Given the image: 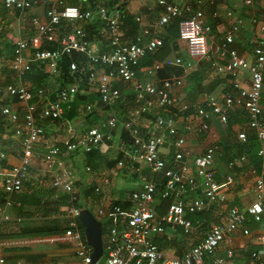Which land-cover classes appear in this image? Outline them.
I'll use <instances>...</instances> for the list:
<instances>
[{"label": "built area", "instance_id": "built-area-1", "mask_svg": "<svg viewBox=\"0 0 264 264\" xmlns=\"http://www.w3.org/2000/svg\"><path fill=\"white\" fill-rule=\"evenodd\" d=\"M4 9L10 11L30 10L36 0H0ZM162 11L157 20L149 28L142 30V37L136 43H125L119 29L120 12L115 9L108 11L103 7L98 10L100 19L104 22V28L108 34L109 52H100L91 46L85 32L81 28L73 30L62 36L59 47L55 50H41L39 43L42 40L56 41L55 28L60 21L67 22L86 21L92 17L90 11H81L75 6H65L57 11L49 9L46 12L47 21L39 22L33 19L35 37L32 43L20 41L14 50L12 69L17 72L20 79L30 70L28 64H24L23 52L30 44H34L36 51L30 62L46 64L55 72L58 61L63 58H71L73 53L82 54L90 66L88 81L96 84L100 100L105 105L116 102L122 95L116 82L129 84L135 97L137 108L135 115H150L158 107L166 110L167 117L154 116L156 130L168 133L173 138V159L167 161L160 157V149L165 144L163 136L145 138L139 126L134 120L124 123V129L128 131L132 144L123 151V154L133 161L144 162L152 175L161 173L164 183L161 189L153 179L142 177L144 189L130 196L131 206L128 212H123L121 207L114 206L111 218V226L108 235V243L105 247L106 257L102 264H233L235 257L231 249L232 235L239 234L244 237L251 235L248 221L259 224L264 223V105L262 104V91L264 86V10L252 18L251 23L257 25L259 36L250 43L253 58L246 60L241 57L233 44L241 28V22L233 21L229 24L225 34L219 40L211 36V26L205 21L204 0H195L194 4H174L169 0H154ZM214 3L213 0L209 2ZM219 17L217 11L212 18ZM224 18L232 20L233 13L227 10ZM173 19H181L179 24V39L188 47V54L197 61L208 63L219 75L232 78L229 93L217 96L204 94L202 104L190 106L181 104L179 99L171 94L173 87H181L187 73L193 68L192 62H184L180 57L164 59L152 65L149 73L169 67H178L182 70V76L165 78L161 81L162 88H158L155 82H142L137 78L134 67L145 56L154 54L163 46V40L158 36L165 26ZM136 22L140 23L137 18ZM76 63L71 62L70 69L76 70ZM246 71L250 76V86L244 88L237 80L240 72ZM78 92L77 85H70L59 91L56 100L45 97L43 90H32L22 84H7L0 86V96L6 95L16 98L24 104L22 116L16 110L4 107L1 115L14 128L13 138L18 139L20 154L18 162L13 167H4L0 164V223L10 222V210L15 203L13 197L22 194L24 182L32 164L35 145L44 135V129L38 121L45 119H61L64 111L71 110L72 98ZM236 107L242 108L247 113L246 127L254 132V136L260 144L257 156L260 158V173L256 180V199L245 210L238 206L228 205L226 194L233 183L231 174L227 175L223 183L216 181L213 170L214 155L217 146L208 147L205 152L195 159L197 167L196 175L189 176L188 168L183 163L185 152V138L178 136V118L185 120L184 130L195 131L196 134L209 130L211 117L218 118L221 124H226L228 113ZM40 108L36 116L37 109ZM87 112H92L90 105L86 106ZM191 111L190 114H187ZM193 122L196 125H193ZM118 125L116 117L92 126L83 132H78L68 120L62 121L64 138L61 144L51 145L43 155L45 173L51 179L52 187L68 194L71 205L68 207V224L64 232L65 241H72L76 245L80 264H95L91 255L87 252L77 229L79 209L73 190L75 175L70 171H64L62 175L53 170L55 158L63 153H90L98 149L105 141L111 139V130ZM193 126V127H192ZM246 130L238 133V139L242 144L247 143ZM6 155L0 153V161L5 160ZM245 162V157L231 159L227 166L233 170L240 163ZM119 167L122 163L118 164ZM89 171V169H87ZM103 184H108L107 177L103 178ZM202 195L189 197L197 191ZM95 192L102 193L101 187H96ZM161 200H169L166 211L159 215L156 205ZM214 204L225 205L224 220L220 223H209L208 229L203 232V237L198 243L187 250L181 258L172 257L159 250L153 241V236L163 233L164 226L180 228L185 234H199L202 222L196 220L194 224L189 216H201L208 212ZM16 206L20 207L18 202ZM101 215H105L100 211ZM125 218V228H121V219ZM260 248L253 250L247 256L249 264H264V229L259 238Z\"/></svg>", "mask_w": 264, "mask_h": 264}, {"label": "crops", "instance_id": "crops-1", "mask_svg": "<svg viewBox=\"0 0 264 264\" xmlns=\"http://www.w3.org/2000/svg\"><path fill=\"white\" fill-rule=\"evenodd\" d=\"M194 1L195 0H169L171 3L180 5H192ZM204 1L205 6L203 10L205 21L211 26V36L214 37V40L221 39L226 29L229 27V24L233 21L241 22V28L233 44V49L246 60H252L253 55L250 43L257 39L259 32L257 25H253L251 20L264 10V0H213L214 3L212 4L209 3L211 0ZM65 6H75L81 11L88 10L91 12L92 17L86 21H60L55 28L56 41L48 42L42 40L39 43V49L55 50L59 47L58 41L62 36L74 28H81L85 32L86 39L91 46H94L100 52H109L108 34L104 28V22L100 19L98 13L100 7L108 11L117 9L120 12L119 29L122 34V40L125 43L138 42V39L142 37V30L144 28H149V26L157 20L162 11V9L155 4L154 0H36V3L30 10L23 12L6 10L3 8L0 1V86L20 83L34 90L36 87L34 79H36V77L41 78L45 75L44 83H46V85L49 84L48 87H50L52 91H55L54 84L56 87V80L59 78V67H57L54 72L46 64L30 62L36 51L34 44H30L23 52L24 64L30 66V70L28 71L31 75H29L30 78L23 75L19 79L17 72L12 69V61L14 59V50L18 42L27 41L29 44L34 40L36 33L32 20L37 19L41 23L46 22V12L49 9L59 11ZM111 7H113V9ZM227 10L232 11L234 17L232 20L224 18V13ZM215 11L218 12L219 17L213 19L212 14ZM137 18L140 19V23L136 22ZM164 30L160 31L158 36L166 39L169 34L166 30L164 32ZM173 39L174 38L168 40L169 53L163 60L180 57L184 62H192L193 65L197 62L201 63L196 60L197 58L189 56L186 44L180 41L181 45L175 47ZM182 52L187 53L185 55L186 58H184L185 56H180ZM161 61L153 60L149 64H143L144 61L141 59L134 68L137 78L142 82H155L158 88H162L161 81L163 79L183 75L182 70L178 67L164 68L154 73H149L152 65ZM204 64H207L209 69H207V72L204 74H200L197 79L201 80L202 83L212 91V95L221 96L229 93L232 78L219 75L208 63ZM185 78L181 87H173L171 89V94L176 96L181 104H188L190 106L201 105L202 99L200 101L197 92H190L186 98L182 96L181 89L184 87ZM237 80L244 88L250 86V76L246 71L240 72ZM73 84L77 85L76 82L70 85ZM70 85H67V87ZM114 87L118 88L122 95L116 102L105 105L95 100L91 104L93 110L102 118L101 121L109 119L112 117L110 116L112 113H116L115 117L118 120V125L115 129L111 130V139L105 141L94 154H84L80 152L70 154L63 153L55 158L53 162V170L55 173L62 175L64 171H70L75 175L72 186L74 192H78V206L80 211V218L78 221L82 225V229H79L78 227L80 224L77 223V229L90 255H92L94 248L97 249V244H100L101 252L95 264H102L106 257L105 247L108 243L111 218L114 217L112 212V208L114 207L113 202L120 203L121 205L119 207H121L123 212H128L131 206L130 196L144 189L141 180L143 176L148 180L153 179L159 190L164 183V178L161 173L152 175L150 169L144 162L133 161L123 154V151L126 149V145L124 144L126 143V139L123 137V133L127 131L124 129V123L128 120H134L145 138L163 135L164 139H166V137L169 138V140H165V144L160 149V157L167 161H172L173 159V148L171 146L173 138L169 136L168 133L156 130L154 127L153 117L156 114L167 117L166 110L156 107L153 110V112L157 111L155 113L152 112L150 115L137 116L134 114L137 105L130 85L119 81L115 83ZM96 93L98 94L96 84L94 83H89V86L80 92L81 96L94 95ZM56 94L57 93L54 94L51 92L50 94H46V98L54 100ZM262 104L264 105V86L262 91ZM4 107L16 110L19 114H22L24 104L19 103L16 98L6 95L0 96V153H4L6 157L10 158L7 160L8 162H6L13 167L18 162L20 147L18 148V139L12 137V124L7 121V118L1 115V110ZM69 111H64L60 122L61 125L63 119L67 116L66 113ZM48 121L49 122H42L44 135L35 145L32 164L23 184L24 187L21 195L25 194L27 196L32 193L37 195L38 190L41 188H43V190L44 188H52V179L45 173L43 155L49 146L61 144V140L64 138V130H62V135L61 133L58 135L60 124L58 125L56 122L53 123L50 120ZM68 121L78 132H83L91 127L85 115L68 118ZM246 123V111L236 107L228 113V120L226 123L228 125V130L225 128L226 124H221L218 118L211 117L209 120V132L207 131L208 134L202 139L201 137L192 135V132H186L184 130L185 120L182 116L178 118V136H183L186 141L183 148L185 152L183 163L188 168L187 175L195 176L197 171L195 159L201 156L208 147L213 145L217 146L218 149L214 155L213 162L215 179L223 183L226 176L231 173L233 183L226 192L229 199L228 205L238 206L241 210H245L250 206L257 197L255 186L260 171V164H258L257 168L252 167L247 157L246 162L240 163L233 170H230L227 166L230 159L245 156L242 143L238 139V133L242 130H246L248 136H251L257 142V148L260 147L259 142L254 136V132L246 127ZM193 125L196 124L193 122ZM193 132L195 133V131ZM3 161L4 160L0 161V164ZM120 161L123 164L122 167L117 165ZM87 169H89V171H87ZM104 177L108 178V184L102 183ZM96 187H101L102 193H94L93 190ZM57 191L58 192L51 193L50 195H45L47 196L46 202L56 203L59 199V192H62L58 189ZM200 195L202 194L199 190L194 194H190L189 197ZM12 199L15 205L10 210L11 221L0 223V264H80V258L77 255L75 243L72 241H65L64 238V232L68 224L67 206L60 205V210L64 212L60 216H39L36 214L22 217L19 216V213L25 212L26 210L33 212V207L31 208V206L26 205L23 207L24 211H20L19 208L21 206H16L18 201L15 200V196ZM40 200V202L44 204V199ZM215 206H218V204H214L211 207ZM101 210L105 215L100 214ZM210 212L211 209L207 213ZM205 216V213L197 217L189 216V220L193 224L196 220L202 222L203 226L199 234H185L180 228L172 229L169 226H164L163 233L158 236H153L152 239L159 250L163 251L165 254L181 258L187 250L196 245L204 236L203 232L208 229V224L211 223L202 219L205 218ZM206 218H208V216ZM219 220L221 221V218H219ZM124 221L125 218L123 217L121 219V228H125ZM45 226L58 227L61 231L54 235L45 236L19 235L22 230L37 229ZM262 232L263 230L255 225V228L251 231V235L255 234V236L249 239L251 247L260 248L259 238ZM251 235L248 237L239 234L231 236V249L235 254L233 264H249L247 256L251 251L256 250V248L251 249V247L247 250L245 240L250 238Z\"/></svg>", "mask_w": 264, "mask_h": 264}, {"label": "trees", "instance_id": "trees-1", "mask_svg": "<svg viewBox=\"0 0 264 264\" xmlns=\"http://www.w3.org/2000/svg\"><path fill=\"white\" fill-rule=\"evenodd\" d=\"M109 5H110V3H109ZM111 8L113 9V7H111ZM180 22H181V19H173L165 26L164 29L169 34L168 38L165 39L164 37H162L163 46L159 50H157L154 54H150V55L146 56L144 59H142L144 61L143 64H149L153 60H158V61L163 60V58L169 53V47H168V42H169L168 40L169 39L174 38L173 42H174L175 47H177L178 45H181L180 39H179V24H180ZM165 30H164V32H165ZM164 32H163V34H164ZM71 62L76 63L77 67H76V70H74V71H72L70 69ZM57 67H59V78L56 80V89L54 87L55 91H52V89L50 87H48L49 84L46 85V83H44L45 75H43L41 78L36 77V79H34V84L36 86L34 88V91L38 90V89H42L45 97H46V94H50L51 92L54 94L57 93L56 97L54 99V100H56L60 90L66 88L67 85H70L74 82L79 81L82 85H80V87H78V92L72 98L71 110L66 113L67 118L65 117V119H63V120H66V119L68 120V118H73L74 116L85 115L91 127L95 126V125H99L102 122L101 121L102 118L97 115L95 110H93V106L91 104L95 100H97L98 102H101L100 97L98 96L97 93L94 95L90 94L88 96H81V94H80V92L83 91L84 88L88 87L89 83H91L88 81L89 65L86 62L85 57L80 53H73L71 59H69L67 57L61 58L57 63ZM29 75H30L29 72L24 74V76L27 78H30L31 75L30 76ZM87 105H90L92 107V112L86 111ZM39 111H40V108L37 109L36 116L39 113ZM190 113H191V111H189L187 114H190ZM20 116H22V114H20ZM61 119H45L43 122H45V121L49 122L48 120H50L53 123L56 122L59 125L61 122ZM38 123L42 127V121L39 120ZM11 133H12V137H13V135H14V128L13 127H12ZM123 137L126 139V143H124V144L128 148L132 144L131 137H129L127 131H125V133H123ZM257 147H258L257 142L251 136L247 135V143L242 144V148L244 149L243 153L245 156H241V157H245V162H246V157H247L249 164H251L252 167H254V168H257L258 164H260V162H261L260 158L257 156V152L259 150V148H257ZM18 148H19V146H18ZM97 150L98 149H96L90 153L94 154L97 152ZM245 150H246V152H245ZM90 153H87V154H90ZM9 159H10L9 157L5 158V160L2 162L3 166L11 167L10 164H7V162H8L7 160H9ZM232 159H235V158H232ZM119 163H122V162L121 161L118 162L117 165ZM259 173H260V171H259ZM51 182H52V180H51ZM95 189L96 188H94V190H93L94 193H96ZM54 192H58V191L56 188L52 187L51 189L44 188V190H43V188H41L40 190H38L37 195H34L33 193L31 195H27V196L25 194L24 195H21V194L16 195L15 200L21 203V207L19 208L20 211H24L23 207L26 205L31 206V208L33 207V212L26 210L25 212L19 213V216L27 217V216H32V215H36V214L39 216H52V215L60 216V215H62L64 212H62L59 207H61L60 205L62 204V205L67 206V208H68L71 205L70 196L64 192H59V194H60V195H58L59 199L56 201V203L46 202L47 196H45V195H50L51 193H54ZM74 195L76 197V202L74 203V205L79 209L78 192H76ZM40 199H44V204H42L40 202L41 201ZM2 202H3V200H2V198H0V204ZM168 204H169V200L159 201V203L156 205L157 213L159 215H162L166 211ZM113 205L114 206L115 205L120 206L121 204L114 201ZM26 212H28V213H26ZM205 214H206V216H205V218H206L209 214L208 213H205ZM79 218H80V214H79V217L77 219L78 224H80L78 221ZM248 223L250 224V225L248 224L249 229L250 228L254 229L255 225H257V223L250 221V220L248 221ZM252 225H253V227H252ZM78 228L82 229V225L80 224ZM60 231L61 230L58 227H47V226H45V227L37 228V229L22 230L19 235L20 236L21 235L22 236H31V235L32 236H45V235H54V234L59 233ZM255 248L256 247H254V246L251 247V249H255Z\"/></svg>", "mask_w": 264, "mask_h": 264}, {"label": "rangeland", "instance_id": "rangeland-1", "mask_svg": "<svg viewBox=\"0 0 264 264\" xmlns=\"http://www.w3.org/2000/svg\"><path fill=\"white\" fill-rule=\"evenodd\" d=\"M186 54H187L186 52L185 53L182 52L180 54V56L184 57ZM184 58H186V56ZM207 69H209V67L207 66V64H204L203 62H201V63L197 62L193 66V68L190 70V72L188 73L187 77L185 78L184 87L181 89V93H182L183 97L186 98V96L188 94H190V92H197V95H198V97H200V101H201V99L203 97V94H213L212 91H210V89L207 86H205V84H203L201 80L197 79L200 74H204L205 72H207L206 71ZM76 84H77L78 87H80V85H82L79 81H77ZM54 87H55V85H54ZM155 112H157V111H155ZM155 112H153V113H155ZM115 115H116V113H114V114L112 113L110 116L115 117ZM177 126H178V124H177ZM227 126L228 125L226 124L225 125L226 130H228ZM62 130H64V128L60 124V129L58 130V135H60V133L62 135ZM208 132L200 133V134H195L194 132H192V135L198 136V137H201L202 139H204L206 137V135L208 134ZM166 139L169 140V138H167V137H166ZM234 177L236 178L235 175H234ZM248 178L251 179L250 177H248ZM225 208H226V206L225 205H221V204H218V206H215V207H211V212L208 213L209 214L208 215V219L207 218H202V219L207 221L208 223L209 222L220 223L223 220L224 216H225ZM219 218H221V221L219 220ZM257 227L259 229L263 230L264 229V223L257 224ZM250 230L253 231V229H251V228H250ZM254 236H255V234L254 235L252 234L250 238H247L245 240L246 241L247 250L251 246L249 239L254 238ZM247 254H246V256H247Z\"/></svg>", "mask_w": 264, "mask_h": 264}, {"label": "water", "instance_id": "water-1", "mask_svg": "<svg viewBox=\"0 0 264 264\" xmlns=\"http://www.w3.org/2000/svg\"><path fill=\"white\" fill-rule=\"evenodd\" d=\"M100 252H101V248H100V244L98 243L97 244V249L94 248L93 252H92V255H91L93 263H95L97 261V259L99 258Z\"/></svg>", "mask_w": 264, "mask_h": 264}]
</instances>
